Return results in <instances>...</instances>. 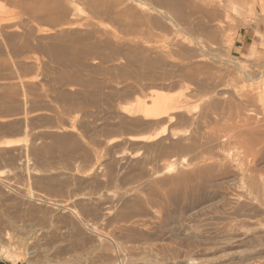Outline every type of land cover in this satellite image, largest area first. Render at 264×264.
<instances>
[{"label": "rangeland", "instance_id": "374dc122", "mask_svg": "<svg viewBox=\"0 0 264 264\" xmlns=\"http://www.w3.org/2000/svg\"><path fill=\"white\" fill-rule=\"evenodd\" d=\"M137 1L146 4L150 7V10L143 12L137 9L135 6ZM179 1L0 0V145L2 144L3 148L0 154V171L12 174L18 170H25L31 173V176L25 174L26 176L23 175V177H20L21 179L10 180L11 186L24 188L35 199L41 197L48 203H60L63 199L67 200L73 192L74 195H79L90 191L88 186L84 188L87 183L83 179L81 171L86 172L92 169L95 161V158H92L93 155L95 157L96 155L99 156L106 164V170L103 169L104 167L94 169L101 175L107 171L112 172V169L116 172L120 169L119 173L132 170L138 172L140 169H147L150 172L157 170L156 172L160 173L162 172L161 169L166 170L168 164L171 163L178 164L175 171L177 168L183 170L191 161L196 160V163L200 159L206 165L207 163L208 165L214 164L210 152H203L198 148L201 142L202 144L210 142V146L213 144L211 147L215 152L217 148H220V144L229 139L228 143H223L224 147L222 144L223 150L234 147L233 150L231 149L233 153L235 150L237 152V148L238 152H242V149L239 150V146L235 143L228 147V144L234 141L229 138L230 134L225 136L228 137L225 138L226 140L222 136L227 135L226 132L229 133L224 128L226 123L235 125L241 119H248V123L255 120L259 124H264V121H262L264 120V0ZM151 7L153 8L151 9ZM155 9L159 10L162 15H157ZM150 11L152 12L147 14ZM176 24L181 27V30L176 27ZM198 40L210 47L209 54L204 57L205 62L201 64L195 58L198 53L196 54V52L190 50L192 44ZM177 45L179 46L177 47ZM185 49L190 52L188 53ZM238 66L241 67L242 71L239 70ZM201 68H205V70L201 71ZM205 73L209 74L212 83L208 82L210 84L207 85V89H204L205 92L209 93L207 97L202 95L203 92L196 93V90H194L196 82ZM244 73L256 76L258 79L245 81L243 79ZM221 84H226L223 91L219 90V86H217ZM189 91H192V94ZM151 92L159 95L164 94L168 99H184L185 101V112L183 111L182 114L177 112L178 114L175 113L176 116L173 115L163 135L159 133L160 129L147 131L148 133L145 130L146 134L141 124L136 123V125L134 119L132 120L130 117L128 119L122 113L120 114L121 111L118 113L119 108L126 105L135 96L144 97L145 101H148ZM194 95L197 98H194ZM246 99H249L247 100L248 103L244 102ZM239 102L247 104L246 106L243 104V106ZM205 103L212 106L213 112H215L214 108L217 107L216 112L220 111L219 113H223L222 115L225 117L220 116L219 113L220 117L216 115L217 113L213 114L215 117L205 115L204 109L207 107ZM239 104L245 110L242 111V114L240 111L239 117L236 118V110L228 105L237 106ZM196 105L198 110L192 111V107ZM224 106L230 107L231 111L226 108V112L233 115H229L231 118L228 114L225 115V111L222 110ZM201 109L203 114H200ZM179 114L180 116H178ZM199 115L206 120L199 118ZM226 117L229 120H226ZM224 118L226 122L223 121ZM187 119H193V121L190 122ZM207 119L209 122H207ZM129 122L135 125L132 123L131 125ZM188 123L194 124V127ZM188 125L191 127H188ZM70 127L71 132L68 131ZM190 132L195 135L192 136ZM157 133H159V137L150 142H133L134 144H132V142L124 141L128 136L139 137L143 134ZM175 133L181 134L184 139L189 140H185V142L197 141L198 145L195 143V146L197 145V150H200V152L197 151L198 154L188 152L189 155L186 152L182 154L181 151L178 153L176 145L182 140L178 137L175 139L173 135ZM171 134L173 137L170 136ZM204 135L210 137L206 136L205 138ZM212 136L215 137L214 140L217 139L216 142H219L211 141L213 140ZM211 137L212 139H210ZM217 137L222 139L219 140ZM205 139L206 141L200 142V140ZM158 142H160V145L156 144ZM215 143L216 145L220 143L217 148L214 146ZM142 145H145V147ZM151 145L152 148H150ZM225 145H227L226 148ZM110 149H112V152ZM32 153L34 155H31ZM145 156L147 161H145ZM186 156L190 157L189 160L187 158L188 162L181 163L183 159L186 160L184 158ZM131 157L132 159H130ZM17 158L23 160V163L21 161L15 163L14 159ZM114 158H120L121 163L118 165L114 163ZM244 158H240V165L243 167V170L239 167L241 171H244V165L249 164L246 166L248 168L251 166L250 161H247L250 159ZM219 159L221 160V158ZM219 159L217 161H220ZM241 162H243V165ZM179 163L181 164L179 165ZM228 164H230L229 161H227ZM135 165L137 166L135 167ZM141 165L146 168H141ZM263 165L264 160H260L256 166L258 170L255 168L262 178H264ZM137 167L140 169L138 170ZM240 169L236 168V172L233 173L240 175ZM77 170L81 171L78 172ZM175 171L162 175L172 176ZM58 172L76 177L66 183L65 179H60L56 174ZM257 172L256 175L259 176ZM47 176L48 178H46ZM102 180L108 181L107 177H102ZM82 183L84 185L81 192L79 186L82 187ZM113 185L110 186L115 187L116 184L113 183ZM241 185V182L236 183V185L223 184L224 187L221 185L212 189L214 192L208 198L204 197L203 201L196 199L195 202L193 199L190 200L193 203L188 200L182 204L171 205L172 209L169 207L170 210L173 211L176 208L173 211L174 213L169 211V214H165L168 211L162 209L159 212L158 210H161V208L157 209L155 207L157 209L155 211L160 213L156 212L157 215L163 217L165 214L164 225L165 229L168 228V230L164 231L168 235V242L172 241L169 244L170 248L178 253L174 257L177 256V259L185 257L184 259H187L191 255L189 252L194 251L191 240H184L183 236L178 234L181 223L191 225V227L194 225V227L201 229L200 231H205L203 233L206 234H208V231L212 232L215 228L219 230L220 224L225 229L229 224L239 228L240 225L247 226V223L250 222L251 226L264 228L263 196L258 195V198H255L254 193L252 195L246 194L245 189L242 188L243 185L242 187ZM8 189L4 188L3 192H7ZM215 190L217 191L215 192ZM220 193L222 194L220 195ZM238 194H241V196L237 199ZM244 197L252 198L251 200L255 202V206L258 204L259 210L257 211L259 212L255 208L254 210L243 208L246 201L243 200ZM259 201H261V204ZM184 203L188 204L185 205ZM188 205H191V207ZM233 211L235 212L232 214ZM256 213L258 214L256 215ZM191 215H195V217L192 216L191 218ZM241 217L243 220L246 219L245 224H241L243 223ZM195 221H198L197 224ZM252 222L256 223L252 224ZM260 223L262 224L260 225ZM224 224L225 226H223ZM212 243L215 244L212 241H207V245L202 247L206 249V246H209L211 253L208 249L205 251L211 256L213 252L220 249L219 245H213ZM14 249L16 250L14 251ZM28 249L29 247L26 244L16 246L13 248L14 252L12 251L14 260L4 261L0 259V264H40L39 261L36 262L34 258L30 257L31 251ZM240 250L243 249L240 248ZM227 251H224V253ZM167 253V257L166 252L164 253V258L166 257L167 259H165L168 260L170 257L169 260L171 261L170 253L168 251ZM218 254L215 256H218ZM161 255L163 258L162 252ZM251 262L264 264V253L257 260L233 264Z\"/></svg>", "mask_w": 264, "mask_h": 264}, {"label": "bare ground", "instance_id": "6f19581e", "mask_svg": "<svg viewBox=\"0 0 264 264\" xmlns=\"http://www.w3.org/2000/svg\"><path fill=\"white\" fill-rule=\"evenodd\" d=\"M127 1H131V2L135 1L136 2V0H127ZM165 2H166V0H165ZM171 3H173V2H171ZM135 6L137 7V9H139L140 11H143V12L150 10V7H148L146 4H144L140 1H137L135 3ZM152 8L153 7H151V9ZM152 11L148 12L147 14L151 13ZM156 11L157 12H155V13H157V15H162L161 12H159V10H156ZM176 18H177V16H176ZM188 18H187V21H188ZM192 21H193V19H192ZM173 24H175V23H173ZM184 26H187V25H184ZM176 27L179 30H181L180 29L181 27H179V25L176 24ZM178 46L179 45H177V47ZM183 47H185V46H183ZM190 50L192 52H196V54L198 53V55H196L195 58H196V61L201 64L202 62H205L204 57H206L207 54H209L210 47L207 44H205L204 42H201L198 40L192 44V48ZM232 63L235 64L234 62H232ZM204 66H205V64H204ZM238 67H239V70L242 71L241 67L240 66H238ZM200 70L201 71L205 70V68H201ZM203 72H206V71H203ZM203 72H201V73H203ZM243 79L245 81H253L254 79H258V78H256V76H252V75L244 73ZM208 80H210V81H208ZM208 82L211 83V79H210L209 74L205 73L202 75V78H200L198 80V82H196L197 83L196 88L194 89V90H196L195 92L196 93L203 92L202 95L207 97V94H209V93L205 92L204 89L205 88L207 89V87H208L207 85L210 84ZM153 86H155V85H153ZM217 86H219L218 88L221 91L225 90V88H226V84H221V85H217ZM189 92H190V94H192L191 93L192 91H189ZM195 95H194V98H197V97H195ZM221 95L223 96L224 94H221ZM148 96H149V94H148ZM187 96H189V95H187ZM149 98L150 99H148V101H145L144 97L140 98V97L135 96L131 101L127 102L126 105L121 106L119 108L118 113L121 111L120 114L122 113V115H124L128 119H130V118H132V120L134 119L135 124L136 123L141 124V127L144 129V132H145V130H146V132L147 131L150 132V130H156V129L159 130L160 129L159 133H161L163 135L165 130L168 128L173 115H175V113L176 114H178V113L182 114V112L186 108L185 101H184V99H177V100L168 99L165 97L164 94L159 95L158 93L156 94L154 92L150 93ZM247 100H249V99H246V101L244 100V102H247ZM241 101H243V100H241ZM225 103H226V101H225ZM239 103H241V102H239ZM247 103H241V105L245 104V106H246ZM233 104H235V103H233ZM205 105H207V104L205 103ZM213 105H214V103H213ZM208 106L209 105H207V107L204 109V111H205L204 114L207 116H211L213 114L215 115V113H217L216 112L217 107H215V106H214L215 108L213 107L215 109V112H213V109L211 108L212 106L211 105L209 107ZM228 106H232V108H234V110H236V115H235L236 118L239 117L240 111L242 114V111L245 110V108H243L244 105L240 106V104L237 106L236 105H234V106L228 105ZM228 106H224L223 107L224 109H222L225 111L224 112L225 115L228 114L226 112V110H227L226 108H228ZM202 109H201V113L199 112L200 114H203ZM247 109H248V107L246 108V110ZM193 110L197 111L198 106L197 105L193 106L192 111ZM218 113L216 114V115H218V117H220V116L225 117L224 115H222L223 114L222 112H221L222 114L219 113L220 116ZM230 113H232V112H230ZM196 114H198V113H196ZM229 115L233 116L232 114H228V116ZM178 116H180V114ZM241 116H243V115H241ZM199 118H201V116ZM248 118H250V117H248ZM201 119L206 120L205 118H201ZM201 119H199V120L201 121ZM221 119H223V118H221ZM132 120H130V121H132ZM188 120H190V122L193 121V119H187V121ZM226 120H229V119H227V117H226ZM247 120L241 119V120L237 121L236 124L234 123L235 125H233V124L230 125L229 123L228 124L226 123V127L224 124L225 130L227 129V131H229V133H227L225 131L227 135L222 136V137H224V139L225 138L227 139L228 137H225V136H228V134H230L229 138L234 140L235 142L232 141L230 144H228V147H231L229 145L235 143L236 145L239 146V150H240V148L242 149V152L241 151L238 152V148H237V152L235 150L236 153L235 152L233 153V151H231V149L232 148L234 149V147L229 149V148H226L227 145H225L226 150H223V148L221 147L222 144L229 141V139H227V141H225L226 139L223 140L225 142H223L222 144L219 143L220 146H219V144H217L220 147V148H217L218 146L216 145V143H218L219 141L216 142L217 139L214 140L215 137H213V136H215V134L213 135V133H212L213 140H211V141L216 142L214 145L217 148L215 152H214V149H212L213 147H211L213 144L211 146L209 145L210 142H205L202 144L201 141L204 142V141H206V139L200 140L201 145L198 148L200 150H202L203 152H207V151L210 152L211 160H213V162H214V164H212V165H210V164L208 165V163L206 165L205 162L200 159V161H198L196 163H195L196 160L191 161V163L186 165L185 166L186 168L184 167L185 169H183V170H179L177 168V170L175 171L176 167H178V164H176V163L172 164L171 163L170 165L168 164L166 170L161 169L162 172H160V173L156 172L157 170L153 171L151 169L152 172H150V170L140 169L137 167L138 170L140 169V171H138V172H135L133 170L132 171L129 170L130 172H128L125 170L126 173H119L120 169L117 172H116V170L114 171L112 169V172L111 171H107V172L105 171L106 173L100 175L97 173V170L95 171L94 169L104 167L103 169L106 170L105 169L106 164L104 163V160H102L99 156L96 155V157H97L96 158L93 155L92 158L94 157L95 161L93 163L92 169L90 171H86V172H84V170H82V169L81 170L83 172L81 170H79L82 173V177H84L83 179L88 184V185L86 184L84 188H86L88 186L89 187L88 189L90 191H88L87 193H80L79 195H74V192H73L72 195L70 194L72 197L71 196L68 197L67 200L63 199V200H61V202L58 200L60 203H52V202L48 203L47 201H44L45 200L44 198H43L44 200L41 199V197H40V199H39V197H37V199H35L32 195H29L30 194L29 191L27 192V190H25L24 188H17L19 186H17V187L11 186V184L9 183L10 180L16 179V178L19 179L20 177H23V175H25V174L26 175L28 174L31 176L30 172H27L25 170H18V171H15L11 174L9 172L0 171V259H2L4 261L12 260L13 255H14V254H12L13 248H15L18 245L26 244L29 247L28 250L31 251L30 257L34 258V260L36 262L39 261L38 263H40V264H220L223 262L226 264H233V263H237V262L241 263V262H245V261L257 260V258H260V256L264 253V228L261 226H259L261 228H258V226H254V225L251 226L250 222H249V223H247V226H244V225L241 226L240 225L239 228H236V227L230 226L229 221H228L229 226L226 224L227 228L224 229V228H222L221 224H220L221 227L218 224L219 227L218 226L217 227L219 228V230L217 228H215L217 230L213 231L215 229L212 228L213 230L209 229L210 231L212 230V232H209L207 230L208 234H206V233H203L205 231H203V232L200 231L201 229H199L198 227H197L198 228L197 229L196 226L194 227V225H192L193 227H191V225L189 226L188 224L185 225V223L184 224L181 223V225L179 226V230L177 228V230L179 231L178 234L182 235L183 237L182 236L181 237L184 238V240H191V245L194 248V251L192 250V253L189 252V254H191L192 256L191 255H190V257L188 256L187 259H184L185 257H183V259H177V256L174 257V255H177L178 253L174 252V250H172V248H170L169 244L172 241H170V243L168 242L169 239H168V235L166 234V231L168 230V228L166 227L167 229H165V225H164L165 214H169V211H172L169 208V207H171V205H175L177 203L182 204L184 201H188V200L190 202V200H193V199H194L193 201H195V202H196V199H198V200L201 199L203 201L204 197L208 198V196H211V193L214 192L212 189H215L216 187L221 186V185L223 186V184L228 185L231 183V184L236 185V183L241 182V184L243 185V187H242V185H241V187L245 189L244 192H246V194L252 195V193H254L256 195V197L254 196L255 198H258L257 197L258 195H260V196L262 195L263 199H264V178H262L260 173H258L256 171V169H257L256 166L259 164L260 160H262V161L264 160L263 159V157H264V124H262V123L259 124L255 120H253V122L255 121L256 123L255 122L254 123L253 122L248 123ZM251 120H252V118H251ZM223 121H225V118ZM233 121H235V120H233ZM262 121H264V120H262ZM132 122H129V123L131 124ZM197 122H199V121H197ZM207 122H209V120ZM135 124H133V125H135ZM188 124L191 126L194 125V124L192 125V123L191 124L188 123ZM198 124H203V123H198ZM189 125H188V127H191ZM217 125H218V123H217ZM221 125H222V123H221ZM224 128H223V130H224ZM223 130H222V132H224ZM68 131L69 132L72 131L71 127L68 128ZM132 131H133V129H132ZM94 132H95V130H94ZM191 132H192V130H191ZM159 133L151 134V135H144L143 134V136H139V137L128 136V138L124 139V141L125 142H132V144H134L133 142H135V143H137V142H142V143L143 142H150V141L158 138ZM222 134H224V133H222ZM173 135H174L175 139H176V137H178L179 139L182 140V141H180V143H178L176 145V150L178 153H180V151L182 152V154L185 152L187 154H188V152H190V154H191V152L193 154H198L197 151L200 152V150H197V147H196L198 145L196 143L197 141H195V140L192 141V139H191L192 142L188 143L187 141H189V140L184 139L181 134L175 133ZM193 135H195V134L193 133L192 136ZM170 136H172V134ZM206 136L204 135L205 138H206ZM219 136H220V134H219ZM185 137L189 138L186 135H185ZM197 137H198V135H197ZM212 137L210 139H212ZM49 138H50V136H49ZM60 138H61V136H60ZM199 138H201V137H199ZM109 139H107V140H109ZM210 139H208V140H210ZM221 139L222 138H220L219 140H221ZM165 140L163 141L164 143H165ZM185 140H187V141L185 142ZM103 141H104V139H103ZM183 142H185V143H183ZM80 143H81V141H80ZM159 143L160 142H158L156 144L158 145ZM195 143L197 144L196 146H195ZM235 144H234V146H235ZM142 146L145 147V145H142ZM147 146H150V145H147ZM152 147L153 146L151 145L150 148H152ZM223 147H224V144H223ZM118 148L120 149V147H118ZM107 149H109V148H107ZM227 149H229V150H227ZM111 150L112 149H110V151ZM2 151H3V148H2V144H1L0 145V154L2 153ZM42 151H43V149H42ZM80 151H82V150H80ZM70 152H71V150H70ZM90 153H92V152H90ZM105 153L106 152L104 150V154ZM134 154H135V152H134ZM31 155H34V153H32ZM113 155H115V154H113ZM46 156H47V154H46ZM198 156H200V155H198ZM25 157H27V156H25ZM85 157H86V155H85ZM104 157H103V159H104ZM241 157L242 158L245 157V158L250 159L247 161H250L251 166H249V168H248L246 166L249 164L244 165L245 166L244 171H241V169L239 168V167H241V165H240V161H241L240 158ZM110 158H111V156H110ZM142 158H143V156H142ZM184 158H186V160L185 159L182 160L181 163H183V164L188 162L190 157L186 156ZM187 158H188V160H187ZM219 158H221V160ZM124 159H125V157H124ZM130 159H132V157ZM218 159L220 161H217ZM244 159H243V161H244ZM14 160H15V163L18 161L19 162L21 161L20 158H17ZM205 160H207V159H205ZM120 161H121L120 158H116V159L114 158V163H116L117 165L119 163H121ZM140 161H142V160H140ZM145 161H147V157H146ZM227 161H229L230 164L227 165ZM110 162H112V160H110ZM114 163H113V165H114ZM181 163H179V165ZM241 163L243 165V162H241ZM146 164L148 165V163H146ZM238 165H240V166H238ZM120 166H121V164L119 165V167ZM136 166L137 165H135V167ZM138 166H139V164H138ZM140 167L143 168L145 166L141 165ZM117 168H118V166H117ZM236 168L240 169V171L243 173H241L240 171H239L240 175L233 173V172H236ZM241 168L243 170V167H241ZM103 169H102V171H103ZM26 170H28V169H26ZM173 171H175V172H174V175L172 174V176L162 175L165 173L170 174V172H173ZM256 172H257V174H259V176L256 175ZM261 172H263V171H261ZM56 174L59 176L60 179L61 178L65 179L66 183H67V181L74 179L76 177V176H73L71 174H66V173H61V172H58ZM102 177H107L108 181H106V182L103 181ZM263 177H264V175H263ZM46 178H48V176ZM56 179H57V176H56ZM77 179H79V178H77ZM80 181L82 182L81 177H80ZM62 183H64V182H62ZM78 183L81 184L80 182H78ZM113 183L116 185L118 184V185L117 186L115 185V187H111V186H114ZM107 184H108V186L111 185L109 187L111 189L108 188ZM63 185L66 186L67 184H63ZM83 185L84 184L82 183V187L79 186L80 191H81V188H83ZM9 187H12V188H9ZM229 187L233 188L234 186H229ZM4 188H7V189L9 188V189L7 192H3ZM51 188H52V186H51ZM59 188H60V186H59ZM75 191H77V190H75ZM83 191H85V190H83ZM216 191L217 190H215V192ZM232 193L233 192L231 191V194ZM221 194L222 193H220V195ZM238 195L239 196L237 197V199L240 198L241 194H238ZM214 197L216 198V196H214ZM214 197H212V198H214ZM242 198H243V196H242ZM242 198H241V200H242ZM251 199L247 198V197L245 199H243L246 201L248 200L247 202L245 201V203L243 204V208H248V209H253V210L255 208L256 211L259 210L258 204H257V206H255V202ZM222 200H224V199H222ZM228 200H230V199H228ZM193 201H191V202L193 203ZM219 201H220V199H219ZM256 201H258V200H256ZM259 203L261 204V201H259ZM184 204L187 205L188 203L187 204L184 203ZM232 204H234V203H232ZM235 204H238V203H235ZM191 205H193V204H191ZM191 205H188V206L191 207ZM194 205H195V203H194ZM155 207H157V209L161 208V210H158L159 212L162 211V209H163L165 211H168V213L166 212L163 217L159 216L160 213L158 211H155V210H157ZM193 207L195 208V206H193ZM168 208H169V210H168ZM173 208H175V207H173ZM171 209H172V207H171ZM175 209H173V211H175ZM189 209H191V208H189ZM212 210H214V209H212ZM235 210H236V208H235ZM239 210H240V208H239ZM156 212L159 214L157 215ZM200 212H202V211L200 210ZM234 212L235 211H233L231 213L233 214ZM249 212L253 213L252 211H249ZM257 212H259V211H257ZM187 213H189V212H187ZM194 213H196V212H194ZM245 213H246V211H245ZM196 214H198V213H196ZM203 214H204V212H203ZM257 214L258 213H256V215ZM192 216L195 217V215H191V218H192ZM234 219H236V218H234ZM250 220H252V219L250 218ZM258 220H256V221H258ZM216 221H217V219H216ZM242 221H243V223H241ZM244 221L247 222L246 219L243 220V218H242L241 222L239 219V222L241 224H245ZM260 221L262 222V220H260ZM197 222H196V224H197ZM222 223H225V222H222ZM255 223L252 222V224H255ZM248 224H249V226H248ZM261 224L262 223H260V225ZM223 226H225V224ZM214 227H215V225H214ZM204 228H205V226H204ZM220 228L222 229L221 231H220ZM164 230H166V231H164ZM207 241H212L215 243V244L212 243L213 245H217V246L219 245V247H220V249H218L217 251L214 250L215 252L212 253V256H211V254H209L205 251L207 249L209 250V248H208L209 246H206L207 247L206 249L202 248L203 245H207ZM205 242H206V244H205ZM179 244H181V243H179ZM212 244H211V246H212ZM214 247L215 246H213V248ZM240 248L243 250H240ZM214 249H216V247ZM15 250L16 249H14V251ZM167 251L170 253L169 256H171V261L169 260L170 257L168 258V260H166L167 259L166 257L168 254ZM224 251H227V252L224 253ZM161 252L163 254V258L161 257L162 256ZM163 252L164 253L166 252V257H165L166 259L164 258L165 254ZM209 252H210V250H209ZM218 253H221V254L219 255ZM216 254H218V256H215ZM35 261H33V262H35ZM247 264H254V263L251 262V263H247ZM257 264H258V262H257Z\"/></svg>", "mask_w": 264, "mask_h": 264}]
</instances>
